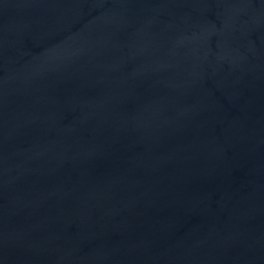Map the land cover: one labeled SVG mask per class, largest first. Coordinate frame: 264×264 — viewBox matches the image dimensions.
<instances>
[{"label":"water","instance_id":"water-1","mask_svg":"<svg viewBox=\"0 0 264 264\" xmlns=\"http://www.w3.org/2000/svg\"><path fill=\"white\" fill-rule=\"evenodd\" d=\"M0 264H264V0H0Z\"/></svg>","mask_w":264,"mask_h":264}]
</instances>
